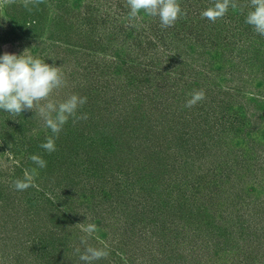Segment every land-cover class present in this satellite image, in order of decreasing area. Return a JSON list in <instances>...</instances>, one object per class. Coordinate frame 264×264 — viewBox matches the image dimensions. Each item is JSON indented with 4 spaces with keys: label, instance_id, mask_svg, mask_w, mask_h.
I'll list each match as a JSON object with an SVG mask.
<instances>
[{
    "label": "rangeland",
    "instance_id": "obj_1",
    "mask_svg": "<svg viewBox=\"0 0 264 264\" xmlns=\"http://www.w3.org/2000/svg\"><path fill=\"white\" fill-rule=\"evenodd\" d=\"M31 1L39 20L16 22ZM236 4L246 14L250 0ZM128 10V0H0V54L60 67L54 102L87 97L55 136L39 106L0 112V264H43L75 243L109 250L94 264H264V36L228 25L217 50L192 44L180 67L169 60L178 52L156 50L159 20ZM49 138L53 152L41 147ZM77 254L55 264H84Z\"/></svg>",
    "mask_w": 264,
    "mask_h": 264
},
{
    "label": "clouds",
    "instance_id": "obj_2",
    "mask_svg": "<svg viewBox=\"0 0 264 264\" xmlns=\"http://www.w3.org/2000/svg\"><path fill=\"white\" fill-rule=\"evenodd\" d=\"M129 15L136 17L140 13L151 17H158L162 28L174 26L176 21L186 15L179 0H128ZM236 8L235 0H215V2L201 11V17L215 22L223 17L229 8ZM245 24L251 26L259 36H264V0H250V6L244 17ZM66 86L64 74L60 67L49 65L45 59L27 54L26 50L20 54L5 52L0 54V112L11 116H19L24 110H32L39 106V115L45 126L58 135L68 119L77 115L78 109L87 103L86 96L72 94L57 103L49 99L54 91ZM204 99V92L192 94L186 106L192 107ZM44 101L45 103H41ZM81 118V117H78ZM82 118H87L86 115ZM48 152L55 151L54 139L41 145ZM32 161L40 168L47 166V162L40 156L33 155ZM15 188L24 190L29 185L16 181ZM97 231L94 223L83 228L86 234L81 243L87 245V239L93 237ZM84 264H94L109 256L106 248L86 246L81 252L75 250Z\"/></svg>",
    "mask_w": 264,
    "mask_h": 264
},
{
    "label": "trees",
    "instance_id": "obj_3",
    "mask_svg": "<svg viewBox=\"0 0 264 264\" xmlns=\"http://www.w3.org/2000/svg\"><path fill=\"white\" fill-rule=\"evenodd\" d=\"M206 1L208 2V4L206 6H204V3ZM236 1L237 0H235V3H236ZM31 2H32V4L30 6L23 5L20 7L21 13H18L19 17L15 18L16 22H18V20L20 19V21H21L20 23L25 24L27 21H30L31 18H37V19L40 18V13H42V10H40V6L37 7L36 2H34V1H31ZM179 2L181 4V7L186 12V15L184 17H182V19L185 18V21L182 22L183 25L178 24L180 27H182L183 31L181 32L179 30L180 28H176V27H178V25H175V24L172 27L164 28L165 34L161 33L160 36L155 35V37H156V40H155L156 46L155 47H156V50H159L160 52H162L161 55L163 53H166V52L172 51V50H174L175 52H178L177 55L175 54L174 56H171L169 58V60H170V63L173 64L172 61L178 57L175 64L179 65L180 67L183 64V61H179V62H177V61H178L179 57L182 55L183 50H185V51H187L186 49L189 50L190 46L192 44L196 45L197 47H199L200 45L201 46L209 45V47L213 49L212 51L217 50V48L220 47V46H218V42L219 41L221 42V39H220L221 34L219 32V29H228L227 26L231 25V24L232 25L233 24H237V25H241V24L243 25L244 24L245 14L242 11V9L240 8V6H239L240 4H237V7H236L237 10L235 8L230 7L228 12L223 17L217 19L215 22H212V21H209L205 18H202L201 17V11L203 9H205L206 7L211 6L215 2V0H179ZM123 4H125V3L123 2ZM15 6L16 5H14V7ZM123 9H124V6H123ZM128 11H130V10H128ZM32 14L34 15V17H31ZM141 15H142V19L145 18V16H146L144 13H141ZM156 18L159 20L158 17H156ZM91 19L92 18L89 16L88 21H90ZM33 22L35 25H39V23H41L40 21H33ZM180 22H181V20H180ZM149 26L151 27V32H152V29H154L155 26H153V24H149ZM205 29H209L210 33L208 35L204 34ZM33 31L34 32L36 31L35 26L33 28ZM157 32L158 31H156L152 34L154 35ZM190 38H191V40H190ZM228 43L232 44L230 40H229V42H228V40H226L225 45L228 46ZM161 45H163L162 49L160 48ZM202 54L198 55L197 58L199 56H202ZM190 59L193 61L192 56L190 57ZM153 65H157V63H154ZM171 69L173 70V68H171ZM158 74L161 75V73H158ZM166 79H168L167 76H166ZM166 79H163V80L166 81ZM162 82L163 81H158L157 83H159V84H157V85L159 87H161L160 85H162ZM154 86L155 85H152L151 89ZM164 88H165V86H163V88H160L159 90H162ZM182 102H184V101H182ZM182 102H179V103L181 104ZM186 103H187V101H186ZM186 103L184 106H186ZM167 104H168L167 101H163V103H160L158 105L159 109L161 110L162 114H164L165 116H167V117L172 116L173 117L174 112H172V113L168 112ZM154 107L157 108V104H154ZM201 114H202V111L200 110V115ZM234 122H240V119H236V120H234ZM230 124L233 125V123H230ZM150 188H152V187H150ZM143 192H145L144 194L148 195V194H150L151 189L150 190L144 189ZM141 215H142V213L141 214H134L135 217L133 218L134 221L132 223L138 222L139 217ZM128 224H130V223H128ZM130 228L127 229L128 233L133 230L132 228L131 229ZM130 236H132V235L130 234ZM76 246H77V243H75V246L73 247V249H71L69 246L67 250H63V246H58L57 249H54L51 247V249L47 250L43 254L44 257L45 256L47 257V260L44 261L43 264H55V263H57L56 258H60L59 257L60 255H61V258H66L67 253H70V254L75 256L77 254V252L75 251L77 249ZM35 256H36V260L39 263V260L42 256L37 255V253H35ZM12 262H13V260H11L10 264Z\"/></svg>",
    "mask_w": 264,
    "mask_h": 264
}]
</instances>
